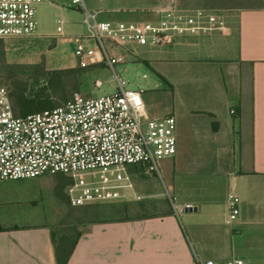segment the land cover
I'll return each mask as SVG.
<instances>
[{
    "label": "crops",
    "instance_id": "obj_1",
    "mask_svg": "<svg viewBox=\"0 0 264 264\" xmlns=\"http://www.w3.org/2000/svg\"><path fill=\"white\" fill-rule=\"evenodd\" d=\"M165 2L203 10V29L168 46L129 44L114 51L125 53L127 63L145 62L159 78L155 92L171 90L173 99L164 108L176 118L177 152L162 161L172 159L176 203L165 214L92 223L80 233L67 264H197L196 258L225 263L238 253L247 262H264V0H84L101 21L112 23L155 21ZM46 3L80 13L70 0ZM74 22L82 24L80 17ZM84 45L94 47L89 41ZM70 57V68L82 69L74 52ZM231 110L236 114L228 115ZM175 111L192 118L198 112L223 115L230 126L236 159L216 199L178 198L184 182L181 163L173 158L184 148L185 136ZM230 194L240 198V216L227 225ZM0 264H58L53 230L48 225L0 227Z\"/></svg>",
    "mask_w": 264,
    "mask_h": 264
},
{
    "label": "built area",
    "instance_id": "obj_2",
    "mask_svg": "<svg viewBox=\"0 0 264 264\" xmlns=\"http://www.w3.org/2000/svg\"><path fill=\"white\" fill-rule=\"evenodd\" d=\"M50 1L0 0V56L6 42L38 37L37 6ZM70 7L81 13L86 29L75 40L78 66L111 69L115 91L95 97L76 94L54 108L18 116L9 90L0 85V182L64 175L71 181L67 196L73 207L139 199L129 170L160 174V161L177 152V122L172 115L149 114L143 87L127 88L130 80L117 70L127 63L126 54L114 47L171 45L178 36L203 29L205 12L165 2L155 11V21L112 23L101 21L84 0H70ZM87 41L94 47H86ZM94 85L100 88L103 82L96 80ZM240 204L238 196L229 195L227 225L240 216ZM196 262L250 264L242 257L225 263L199 258Z\"/></svg>",
    "mask_w": 264,
    "mask_h": 264
},
{
    "label": "rangeland",
    "instance_id": "obj_3",
    "mask_svg": "<svg viewBox=\"0 0 264 264\" xmlns=\"http://www.w3.org/2000/svg\"><path fill=\"white\" fill-rule=\"evenodd\" d=\"M79 17L82 20L75 10L42 3L36 13L39 37L12 40L2 46L0 85L9 90L14 101L19 96L33 97L45 90L54 105H60L76 94L95 97L115 91L114 74L105 65L87 70L78 68V71H72L69 66L77 46L72 39L86 31L83 24H75ZM61 18L66 20L63 26L57 23ZM61 31L65 36H60ZM122 68L128 73L122 72ZM117 70L124 79L130 80L127 88H144V101L152 115L171 113L169 108H164L173 99L171 90L165 94L154 91L159 78L145 62L126 63ZM96 80H101L103 86L96 88ZM172 113L181 116L180 130L185 136L181 143L184 148L173 158L181 163L179 175L184 182L178 189V198L207 201L220 197L226 187L225 176L236 159L231 151L234 143L230 126L223 115L198 112L192 118L177 111ZM228 115L233 114L228 111ZM194 143L196 149H193ZM171 160L159 163L160 174L137 168L129 170L140 197L136 200L73 207L67 196L71 181L64 175L0 182V227L48 225L57 244L66 242L71 246L92 223L173 211L176 173L171 170ZM192 166L196 169L191 170ZM236 257L244 256L238 253Z\"/></svg>",
    "mask_w": 264,
    "mask_h": 264
},
{
    "label": "trees",
    "instance_id": "obj_4",
    "mask_svg": "<svg viewBox=\"0 0 264 264\" xmlns=\"http://www.w3.org/2000/svg\"><path fill=\"white\" fill-rule=\"evenodd\" d=\"M2 55L3 53L1 50L0 63H1ZM82 70H87V69H82ZM72 71H78V69H72ZM11 99L14 104L16 114L18 116H25L30 113L44 111L57 106L54 105L52 100L45 94V90H41L38 94H36L33 97L19 96L17 100L14 101V99L11 96ZM67 179L69 178L67 177ZM79 236L80 234L71 243V246H67L66 242H61L57 244L55 240V234L53 232V242L56 245V261L58 262V264H67L68 259L71 255V251L75 247Z\"/></svg>",
    "mask_w": 264,
    "mask_h": 264
}]
</instances>
